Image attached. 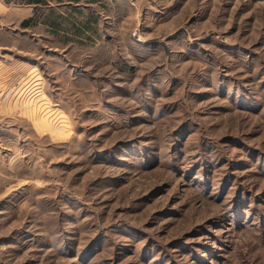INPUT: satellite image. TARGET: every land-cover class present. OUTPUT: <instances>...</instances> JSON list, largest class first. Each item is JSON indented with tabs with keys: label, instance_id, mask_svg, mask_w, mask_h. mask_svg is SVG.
<instances>
[{
	"label": "rangeland",
	"instance_id": "374dc122",
	"mask_svg": "<svg viewBox=\"0 0 264 264\" xmlns=\"http://www.w3.org/2000/svg\"><path fill=\"white\" fill-rule=\"evenodd\" d=\"M9 2L0 264H264V0Z\"/></svg>",
	"mask_w": 264,
	"mask_h": 264
},
{
	"label": "crops",
	"instance_id": "0c3cea01",
	"mask_svg": "<svg viewBox=\"0 0 264 264\" xmlns=\"http://www.w3.org/2000/svg\"><path fill=\"white\" fill-rule=\"evenodd\" d=\"M9 1L10 0H0V18L4 17L6 14H9L10 13V12L8 13V10L10 9V8H8L9 5H7V4L10 3ZM11 1L14 2L15 0H11ZM23 1H26V0H23ZM35 4L36 3L33 2V3L28 4V5H30L33 8L35 6Z\"/></svg>",
	"mask_w": 264,
	"mask_h": 264
},
{
	"label": "trees",
	"instance_id": "16d2710c",
	"mask_svg": "<svg viewBox=\"0 0 264 264\" xmlns=\"http://www.w3.org/2000/svg\"><path fill=\"white\" fill-rule=\"evenodd\" d=\"M26 2H27L28 4L33 3V2H34V3H38L39 0H26ZM26 23H27V22L22 23V26L26 25Z\"/></svg>",
	"mask_w": 264,
	"mask_h": 264
}]
</instances>
